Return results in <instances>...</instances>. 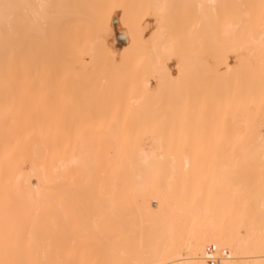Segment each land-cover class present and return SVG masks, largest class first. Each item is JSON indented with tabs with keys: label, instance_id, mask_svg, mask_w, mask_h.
<instances>
[{
	"label": "bare ground",
	"instance_id": "6f19581e",
	"mask_svg": "<svg viewBox=\"0 0 264 264\" xmlns=\"http://www.w3.org/2000/svg\"><path fill=\"white\" fill-rule=\"evenodd\" d=\"M64 1H68V0H48V2L50 3L61 4V5H64V7L57 9L55 22H50L42 34H32L31 36H28V37H24L23 35H21L20 39L22 41H26L25 47L23 49V52L17 55L16 60L13 63L11 70H9L6 67L5 51L3 48L2 29H0V85H2V87H4L5 89L7 88L6 87L7 85L14 84V82H18L19 84L22 85V86L20 85L21 87L23 88L25 87L24 90H26V88H28L30 85L34 86L36 89H39L40 87L50 88L52 86L54 88L55 86L57 87L59 85L69 86L71 82L76 83L78 80L81 79L82 81V79L84 80V78H86V77H83L84 76L83 72L81 74L77 73L80 70V69L78 70L77 67H81L84 69L85 65H87L85 63H88V65H90L89 63H91L92 66L94 64L95 67L93 66V68H96L97 66L99 67L100 65L104 66L105 62L107 63V61L109 62L112 60L115 61L118 52H121L119 53V55L120 56L123 55L122 56L123 58H125V56L128 57L129 55L130 57L131 55L132 56L141 55L140 59L145 58L144 60H140L141 63H145V65H146V62L148 64L151 63L150 66H152L151 68L152 72H150V75L151 77L153 76L152 77L153 81L151 82L147 81L148 78L150 79V77L145 78V80L144 79L141 80L139 78L140 82L138 80V83L140 84H138V88L135 85L136 87L135 89L137 90H134L136 91V97L133 100H129L130 102H132V104L130 103L131 104L130 109H126L129 107L128 106L129 101L126 102L124 99L121 101L118 100V103L117 101L113 103L115 109L112 110L110 107L109 108L112 110L111 112L113 113H116L117 111V113L118 112L121 114L123 113L128 116L131 112L135 114L137 113L138 116L141 114L143 115L145 113L148 115V117H150L149 113L150 114L151 113L160 114L164 112L163 111L164 109L162 110L160 109L162 106H159V105L160 104L163 105L162 104L163 102L162 103L160 102L162 99L160 100L159 97L162 98L164 96L163 92L165 94V88H167L169 86L170 81H173L176 77L174 76L175 73L172 74L173 71L171 72L170 70L171 66L168 65L169 58L171 57L173 59V55H175V53H177L176 56H178V54L182 55L181 56L182 58L180 57V60L181 59L182 60L178 62V65H177V67L179 68V69L177 68L178 74L182 72V69L183 70L185 69V71H183L181 74L186 72L187 69L188 71L189 69H192L193 71L196 70V74H197V72L198 73L200 72V69L198 67H200L201 65H202L201 67L205 66L203 67L204 69L203 68L201 69V72H200L201 75L203 74L202 73L203 70L206 73V70L207 71L209 70L210 72L213 69L215 73L214 71L213 72L211 71V72L214 73V75H216L218 79L217 78L215 79V76L214 75L212 76L211 73H210L211 75H208L209 74L208 73V74H204L203 77L201 76L203 81L200 82L201 81L200 75H195L199 77L193 76V78H198V80L200 79V81L197 80L196 82L201 83V84L196 83L198 85L196 84L193 85L195 83V81L193 80H192L193 84H190L191 86L193 85V87L196 86L195 88L198 89L199 91V88L200 89L202 88L201 85L203 84L206 85L204 82V79L206 77L207 78L211 76L214 77L216 81L212 79L211 77V80H212L211 85L213 86H214V82L216 83L218 80H223L224 82H217L215 85V88L213 89L211 88V85H210L211 82L209 83V81L207 82L210 85V87H208L209 88L208 90L205 88V86H203L202 90L199 92H200V95L201 93H203L202 95H204L206 91H208L207 92L208 94L206 93L207 97L208 95L210 94L211 95L209 96V98L206 97L207 100L206 99L199 100V98L202 96L198 95L199 93L198 91L196 92L198 97L194 99L193 97L197 95L193 94V97L191 99L190 97L192 95L189 94L190 95L189 96L185 92L184 94H182L183 91L181 92L182 90L181 89L179 90L181 94L184 95V97L186 94L187 97L185 98H188L189 96L190 100L188 99L189 101L188 100L186 101L182 98L181 101L183 100L184 101L179 103L178 102L179 100H178L176 101L178 103L174 102L175 105L174 104L171 105L170 101L168 100L169 104L166 103L165 106L168 107L171 105L172 107V106L177 105L176 107L180 109L179 111L182 114V112L187 113V111H189L192 107H194L192 105L193 104L195 105L196 103H193V102L199 101L200 103L201 101V103L199 104L200 106H198V104L196 105L199 108L196 107V109H191L192 111L191 110L190 111L193 112L194 110H196V112H194L196 114L198 112H202V110L203 111L205 110L204 112H202L204 114L202 113L201 114L203 116L205 115V118L207 119L206 120L207 126L209 125L208 123L210 121L208 119L209 116L207 115L208 117H206L205 113L210 112L211 114L213 113L217 115L221 114L220 116L225 115L226 118L228 117L229 124L226 123V125H228L229 127V128L227 127L229 131L228 132L229 142L226 140L228 144L226 148L229 149V153L227 152L226 148L225 150L227 154H229V158L226 152L221 147L219 151L223 150L224 154H226V157L229 159V160L224 159L227 162L229 161V163H226V161L224 162L229 167L228 168L229 171L226 167L225 168L227 170L224 171L225 169L222 166L223 164L222 161H224L222 158H226V157L221 155L219 160H222L221 161L222 164L220 163L219 165H221L220 168L222 167L224 172H229V176H228L229 177L228 178L229 179L228 181L229 182L228 183L229 185L228 186L229 187V199H228L229 204L226 205L227 207L220 205L218 206L219 209L215 210V208L217 207L214 206L215 202L213 201L214 207L211 206L210 208L215 211L217 210L219 211L220 209H222V211L224 209L226 210V211L224 210L221 213L214 212L213 210L210 211L207 205H205L207 207H203V206L196 205V204L191 205L194 203V201L189 206L187 198L188 196L190 198V195L187 196L186 192L191 189L189 190L187 189L185 190V193L182 192V194L184 193L187 197L183 196L184 194L180 195L183 197L182 198L183 200H184V197L187 200L186 204H183V206L188 205L184 207L185 209H188V210L186 211L184 208L183 210L181 208L183 206L182 204H180L181 197L179 196V193L177 192L179 191L181 192L182 188L183 189L187 188L186 186L188 184L191 187L192 183L188 182V180L184 177L187 176V173L188 174L190 173L189 168L192 169L191 165L193 164L189 165L188 163L189 168L187 169V172H185L184 165L183 164L180 165L181 164V163L179 164L180 161L179 162L176 161L179 165H177L176 163L175 166L177 168V171L175 174H173L172 171L170 170L169 157L172 155L169 154V150H167L168 154H166V151H164L165 153H157L158 155L164 156V161L161 163L154 164L151 167H145L139 164V150L141 148H143L145 151H152V150L148 149L149 147L147 148L141 142V140L137 138L138 135L136 136L133 133L136 137L133 135L129 136L130 134H132L130 132V134L124 135L129 140L123 139L122 141V138H120L121 139L120 143H118L119 140H114V142L117 143L115 145H113V142H111L112 140L110 141V144H109V140L106 141L107 143L106 151L109 154L108 151L111 150L112 148L111 147L109 149L110 145H113L114 147L117 146L116 150L119 151V148H118L120 147L119 145L124 144V143H125L124 145H127L128 141H131L133 139L132 142H130L131 146L129 145V143L126 146V147L130 146L132 148L131 149L127 148L126 150L129 151L134 148L135 153L127 157V159L124 156L126 160H124L123 162H121L122 158L121 159L118 158L119 162L117 160L116 161L117 163H119V166H117L118 164L114 163L115 161L114 162L109 161L107 159L108 154H106L107 156L105 157V160H103L105 164L111 162L115 164L114 166H116V169L118 167L119 168L116 170L114 167H112L114 168V170H110L109 168H111V163L109 165L106 164L109 168L105 165L104 171L106 172L101 173V175H105V173L107 174L108 169L111 172L113 171L115 172H113V175L109 173L111 177H109L110 175L107 174L109 175V176H105L106 178H108L107 180L106 178H104V176L100 177L106 181L104 183L106 186L104 187V184H103L102 186L100 185V188L101 187L106 188L105 191L107 190V193H104L101 196L99 195L97 199L95 198L96 200L93 199L96 202L95 201L92 202L93 201L92 200L91 202L93 204L90 203L91 204L90 205L88 203L89 201L87 200L86 195L84 196L83 193L85 192L84 191V189L86 188L85 186H87L86 180L84 179H87L86 175L87 173H89L88 171H90V170L87 171V167L91 169V171L93 170L91 168L92 165L89 167L88 165L89 162L86 163V161H89L90 159L93 160V158L90 157L93 154V152H92V149L90 152V150L88 149V146L85 145L87 143L84 142V139L83 138L81 139V137L73 134L78 137V139L76 138L77 139L76 140L75 136L74 138H72L73 135L72 136L70 135V137L72 138V140L71 139L70 140L73 141L70 143H74V144L73 145L71 144L73 148L71 147L68 149L67 147H69L70 143L68 142V140L65 141L67 139L66 138L67 136L65 135L64 137V136L59 135L60 133L59 131H57L56 125H54V122H53L54 116L52 118L50 117V114L47 113L49 112V110L46 111L47 115L43 113L41 114L39 112V114L29 113L28 115L23 116L20 112L21 107L19 108L17 107L18 109L17 108L13 109L10 103H9L10 106L7 105L8 104L7 102H9L6 96L8 95L7 92L6 93L4 92L6 94V95L4 94L5 96H3V94L0 93V264H205L204 263L205 250L207 247H210V246H214L215 249L226 251V256L223 258L222 264H239L237 263V261L239 262V260L244 261V263L242 264H264V250H262V240H264V206L262 205H264V198H262V194H260L261 193L260 186H259L260 189H258V187L255 186L256 184L261 185L262 182L264 181V175H263L264 169H262V161H261V156L259 153V143H258L260 136L264 134V132L262 133L261 131V129L264 126V100L260 99L261 96H263V99H264V95H261L264 92V87H263L264 85L263 86L259 85L256 88L257 84L255 83L256 80H254L255 77L252 79L250 78L252 77V75L247 76V74L248 73L250 74V72H253L252 74H254L256 72L255 69H258L259 71L262 70V67H260L259 69L258 65L259 66L262 64L264 65V61H263L264 58H262L264 57V51H263V54L260 56V53H262L261 51L264 50L263 49L264 47H262L264 46V43L262 44V42H260L262 46L260 44L257 45L259 41L264 42L263 40L264 39V10L260 8L261 0H152V1L148 0L149 6H151L148 8L150 9V11L148 10V12L150 13L151 16H153V18L154 16L156 17L154 18L155 20H153L155 22V27L151 26L150 23H144L142 21L143 22L142 24L141 22H139L140 17L139 19H137V17L133 15V13L137 10V8H135L136 10H134L133 13H129L128 11V14H124L123 12L124 5H122L121 7V5H119V2L116 4V3L111 2L112 0H100V1L94 0L96 1V3L89 2L90 3L89 4V3L83 2L84 3L83 5V3L78 4L79 0H75V1L70 0L72 1L71 4L70 3L68 4L66 2L68 4L67 5L66 3L64 4ZM32 2H35V0H32ZM150 2H152V4H150ZM163 3L171 4L173 5V7L165 10L163 15L161 16L160 10L158 9L157 6ZM197 3H202L206 5L203 12H198L197 9H195L194 7H191L192 5H195ZM209 4H213L216 7L214 9L211 7H207ZM185 5H187L188 7H185ZM76 8L79 10H77ZM152 13L154 15H152ZM117 35L119 36L117 37ZM12 43L13 44L15 43V39H13ZM259 46L262 47L261 50H259L260 48ZM238 48L239 49L242 48V51H244V53L246 52L245 54L247 56V60L249 61V64L247 62V66L245 62L246 56H243L244 63L242 61L243 58L242 60L241 58H238L239 62L237 65V61H236V65H237V66L235 65L236 67L233 66L235 63L232 64V61L231 62L229 61V57H230L229 54L233 53V51L234 53H236V51L237 53L238 51L242 52L240 51L241 49L239 50ZM253 49L254 51L258 49L257 54L258 52H260L258 55L262 59L259 58V60H257L258 56L257 57L253 56L254 54L252 51ZM247 52L248 54H251L252 57L256 58L255 60H257L260 63H255L254 58L253 60H251L250 58L251 55L248 56ZM255 54H256V51H255ZM8 55L11 56V48L9 50ZM206 55L211 56V58L214 60V61L212 60L210 63L212 66V69H209L210 64L207 63L208 61L206 62L207 58L209 57L206 58ZM147 56L149 57V59L148 58L146 59ZM231 58L232 57H230V60H233V61L237 60V59H234V57L232 59ZM178 60H176V62ZM260 60H262L263 62H261ZM250 61H254V63L257 64V66L255 65L257 68L253 67L254 64ZM212 62L213 63L215 62L216 66ZM114 63L115 65L118 64L117 62H113V65ZM127 64L128 62H126V65ZM205 64L207 65V67ZM219 65L222 66L221 69H219L220 68ZM251 65L253 69L255 68L254 70H252V68L250 67ZM92 66L89 68V70L92 68ZM102 66H100L98 69H100ZM128 66H126L127 70H128ZM140 67L141 66H139V68ZM217 67L219 70H217ZM124 68H125V65H124ZM115 69L116 70L119 69L118 65L115 66ZM115 69L113 72H115ZM121 69L123 70V68ZM263 69H264V66H263ZM94 70L96 71L97 68ZM109 70L111 71L110 68L108 69V72ZM120 70L117 73L118 74L121 73L123 75L124 74L122 73L123 71L120 72ZM98 71L99 70H97L96 72L98 73ZM90 72L92 73V71ZM142 72L143 71H140L139 73H142ZM239 72L243 74L241 75ZM191 73L193 72H190V74ZM178 74L176 75L178 76ZM256 75L261 76L259 72L258 74H255L253 76H256ZM104 76L106 77L107 75H104ZM118 76L120 77V74ZM181 76L183 77V75ZM190 76H192V74ZM96 77L99 79L98 76ZM114 77L112 78V80H114ZM187 77H189V75H187ZM93 78L95 79V77ZM106 79L108 78H105V80ZM115 79H118V78H115ZM247 79L248 81H246ZM262 79L264 78L258 79L257 82H260ZM178 80L181 82L180 75L178 76ZM244 80L247 83L244 82ZM101 81L103 82V80ZM106 81H109V80H106ZM237 81H240V82L243 81V82L242 84H240V82L237 83ZM127 83H128V80H127ZM218 83H221L220 85L222 89H220V85ZM243 83L244 84L246 83L248 87L249 85L252 86L251 88L252 90L245 88V85ZM261 83L264 84V80L261 81ZM261 83H258V84H261ZM98 84H101V82ZM117 84H118V81H117ZM171 84H173V82ZM171 84H170V87L173 88L174 86ZM181 84L183 83L181 82ZM91 85H88V86L90 87ZM155 85L158 87L157 93L155 92L156 91V88H154ZM218 85H219L218 91L220 92V90H222V95L224 94L223 96L220 94L221 92L219 93L216 90ZM253 85H255V88L253 87ZM182 86L184 88V85ZM83 87L84 86H82V88ZM176 87L178 88V86ZM76 88L74 90H76ZM190 88L187 89L189 93H191ZM260 88H262L263 90L262 93H261L262 90H260ZM210 89L213 90L214 92L216 90V92L220 94L221 97L217 95V93L213 94L214 92L212 93ZM71 90H68V91L70 92ZM122 91L123 90H121V92ZM20 92H22V90ZM27 92L30 93V91H27ZM51 92L50 91L48 92L49 95L51 94ZM76 92L77 91H74L73 94ZM81 92H84V91L82 90ZM168 92L167 94H169L170 92L172 93V91H170L169 93ZM257 92L261 93L260 94L261 96L257 95L259 94ZM154 93L156 94L154 95ZM157 94H159V97ZM51 96L52 95H50V97ZM53 96L55 95L53 94ZM108 96H109V92H108ZM215 96L217 97L219 96L220 99L219 97L218 98L216 97L217 99H219V100H216ZM48 97L49 96H47V99ZM76 97H78V95ZM8 98H10V96ZM107 98L109 99V97ZM50 99L47 101H51ZM191 100H196V101L192 102ZM82 101H85V100L82 99ZM90 101L88 102L90 103ZM106 101L108 100L106 99ZM190 101L193 104L190 103ZM108 103L110 106H112V108H114L113 105H111L112 104L111 101H108L105 104H108ZM116 103L117 105L119 104L118 107H116L117 106ZM148 104L149 105L151 104V106L152 105L154 106L150 108ZM188 104H190L189 107H188ZM37 105L39 104L37 103ZM125 106L126 108H124ZM39 107L41 108V106ZM200 107H202L203 109L201 110ZM174 108L172 107L173 111L176 112L177 110V112L175 116L174 115L172 116L176 117L177 114L179 113H178V109L174 110ZM187 108H190V109L188 110ZM158 109L161 110L160 113ZM172 109H169V111H171ZM197 109H200V111L197 112ZM34 110H36V108H34ZM133 113H131L132 116L135 115ZM123 114L121 115L122 117H124ZM196 115L199 116L200 113ZM217 115L215 117H217ZM200 116L198 117L199 121L201 120ZM139 117L137 118L135 117L136 118L135 120H137ZM162 117H166V116H162ZM215 117H214V120H215ZM159 118L161 117L159 116ZM85 120L86 119H84V121ZM148 120L151 122L154 119H148ZM161 120L164 122L167 121V119L163 120V118H161ZM186 120L188 119L186 118ZM214 120L212 119L211 121H214ZM154 121H158L157 118ZM169 121H167V123ZM207 121L209 122L207 123ZM190 122H193L192 117L190 119ZM197 123L199 122L197 121ZM153 124L155 125V123ZM164 124L165 125L163 127L167 126L166 123ZM170 124L172 125V122ZM204 124L205 122L203 123V125ZM245 124L247 125V127L244 126ZM194 125L195 124H193V126ZM102 126L103 125H101L100 127ZM120 126L118 127L121 128ZM150 126H153V125L150 124ZM183 126L181 127L183 128ZM190 126L188 130H192V132L190 133L191 134L190 136H193L192 133H193L194 128L191 127L192 128L191 129ZM115 127L117 126L115 125ZM133 127L135 126L132 125V128ZM161 127H162V124H161ZM197 127L198 126H196V128ZM214 127L217 128L215 125ZM186 128L188 127L186 126L185 129ZM173 129L175 130V128ZM207 129H209V127ZM218 129L221 130V128H218ZM161 131L163 132L162 129ZM185 131L187 133V130ZM205 131H203L202 133L204 134L206 133L205 141H204L206 145L207 143L206 137L209 135V132H208L209 130L208 131L205 130ZM216 131L218 132V130ZM136 132L138 131L136 130ZM145 132L146 131H144L145 135L149 134L148 131L146 132L148 134H146ZM151 132H155V130L154 129L153 131L151 130L150 134H152ZM156 132L158 134L156 133L154 134V136L157 135V138H155L154 140L152 138L150 141L153 142L151 144L155 145L156 147V148L155 147L153 148L158 151L159 142L162 140L163 137L169 136L166 134H169L170 132L167 133L165 131L166 134L164 133V135L161 132L163 137L161 136L159 137L160 133L157 130ZM142 134L143 133H141V136ZM178 134L179 133H177V135ZM194 135L195 137H197L196 134ZM188 136L189 135L187 134L186 137ZM210 136L208 137V139L210 138ZM165 138L163 139V141H165ZM168 138L166 139V141L168 140ZM173 138L169 139L171 143L177 141L176 138H175V141L172 140ZM184 138L183 139L181 138V139L184 140ZM212 138H213V135L210 140H212ZM59 139L60 141L57 142V140ZM62 139L64 142L61 145L60 142L62 141ZM74 139L76 140L75 141L76 143L74 142ZM190 139H192V137ZM222 139H224L222 143L226 142L225 137L220 138V140L218 138V142L221 141ZM199 140L197 139L198 141L197 144H199ZM169 141L167 143H170ZM186 141L189 144V141L188 140ZM192 141L193 140H190L191 143L189 145L191 146L192 144L191 147L195 145ZM121 142H124V143H121ZM177 142L178 143L175 142L176 144H174L173 146L175 147V145L179 144L177 145V148H179L178 146H181L180 145L181 143H179V141ZM215 142H217V140ZM67 143H68V146H67ZM101 143H102V140H101ZM167 143L165 144V147H167L166 146L168 145ZM211 143L212 142H210V144ZM75 144H77L76 150H75ZM90 144H93V143H90ZM188 144L186 143L185 145L188 146ZM185 145L183 146V148L185 147ZM200 145L202 144L200 143ZM123 146H121L120 149ZM219 146L216 144V147H219ZM181 148L182 147H180L178 150H181ZM193 148H195V146ZM202 148L203 150H205L204 147ZM122 149L120 150L121 152H123ZM187 149L189 151V148ZM208 149H211L210 146ZM176 150H177L176 147H175V150L173 148V151H176ZM212 150L213 149H211L210 151H208V153L207 152L206 153L207 154L215 153ZM86 151H89L91 154L89 152L88 154ZM118 151H115L114 153ZM173 151L171 153H173ZM188 151L186 152V154H190L188 153ZM124 152H125V149H124ZM111 154H110V157H112ZM181 154L180 156L176 155L174 157H177L178 160L183 158L181 159L183 163L184 156L182 157ZM203 154H205V152ZM203 154L201 152V157L203 156L204 158V156H207ZM88 155L90 157V158L88 157L89 159L86 158ZM118 155H120V152L118 153ZM116 156L117 154L113 155V157H116ZM97 157H96V160H97ZM187 157L189 159L188 155ZM199 157L197 158L199 159ZM211 157L213 159V156ZM73 158H76L78 161H80V163L76 165H70L69 161L72 160ZM100 158L101 157H99V159ZM177 158H175V160H177ZM216 158L218 157L216 156ZM205 159L206 158H204V162H205ZM96 160L95 162H93L94 161L93 160L92 164L96 163ZM130 160L134 162L135 167H130L129 165ZM190 160L188 161L190 162ZM204 162L202 161L203 164H205ZM209 162H210V159H209ZM209 162L207 163L210 164ZM25 163L29 165L28 169L24 168ZM202 163L199 164V167L203 165ZM90 164H91V161H90ZM206 165L207 164H205V166ZM213 165H215V163ZM219 165L214 166L215 172H217ZM179 166H182V168H179ZM249 166H252L250 168H253V169L254 167L255 169L257 168L258 169V170L256 169L257 172L256 171L251 172L252 169L250 170ZM98 167L100 168V166ZM216 167H217V170H216ZM178 168L182 169V171L178 170ZM194 169L195 168H193V170ZM221 169H219V171H221ZM71 171L73 172V174ZM91 171L89 175H91V173L93 175L94 171L93 172ZM197 171L195 172L197 173ZM183 172L184 174H186L185 176ZM195 172L194 174H192V176L196 174ZM181 173L183 175H179ZM209 174H211V172ZM89 175H88V179L89 178L91 179L90 180V183H91L92 181H94V179L92 180L94 175L93 176L91 175L92 177H89ZM176 175L180 177L183 176L184 181L182 180V182H184V184H187L185 182V179H186L188 184L185 185L184 187V185L181 183V179H183L182 177L179 178L177 176L178 178H176V180L177 179L178 180L177 181L174 180L175 178H172V177H175ZM225 175H228V174L227 173L224 174L223 177ZM219 176L221 178V174H219ZM71 177L73 179V183L71 182V180H69L71 179ZM98 177H96V181ZM161 177L164 178L163 183L161 182ZM200 178L201 177H199V179ZM206 178L202 177L201 180L204 181L203 179H206ZM216 179H215V182L219 180V179L218 180ZM224 179H227V177ZM32 180H35V184H32L31 182ZM104 180L102 181V183L104 182ZM207 182L208 181H206L205 183ZM84 183H85V186H84ZM98 183H100V181H98ZM106 183L110 185L111 187L110 190L112 191V193H108L109 189H107L108 185ZM208 183L209 184L211 183L214 186H216V183L214 184L212 183V181ZM226 183H222L220 187H217V188L222 189L224 184L226 187ZM72 184L73 186H71ZM181 184L183 187L181 186ZM194 184L196 185V183ZM201 184L202 183H200V185ZM253 184H254V187H253L254 189L252 188L253 189L252 190L251 185L253 186ZM205 185H207L208 187V184H205ZM192 186L196 187L197 185L196 186L192 185ZM217 186H219V184H217ZM72 187H73L72 190H73L74 195H72L71 193L72 191H70ZM179 187H182V188L180 189ZM205 187H203V190L205 189ZM256 187L257 189L255 190ZM226 188H224L225 192H228L226 191ZM213 189L217 190L216 187H213ZM221 189L218 190L217 192L223 191ZM201 190L202 188L200 189V191ZM215 190L211 189L210 191L215 192ZM96 192L98 191L96 190ZM201 192L204 194L203 191ZM225 192L223 191L224 194ZM175 193L178 194L180 198L178 196H175L176 195ZM202 193H201V197H202ZM205 193L207 194V192ZM219 193L221 194L222 192H219ZM197 194H200V192L198 191L196 195ZM226 194L228 195V193ZM84 197L86 198L88 202L84 199ZM151 197L152 199H150ZM201 197L199 196L200 200H201ZM150 200L156 203L155 208L150 205ZM223 201L224 200L221 201V204ZM86 202L91 206L90 207L91 209H89L90 212L87 211L89 208L88 207L89 205H87ZM199 204H203V203H199ZM201 207L202 209L203 208L204 209L201 211L198 210L199 208L201 209ZM205 208H207V211H208L206 213H204ZM179 209L180 210L182 209V211H180ZM94 210L98 212L96 213L95 211V214H94L93 212ZM94 215L95 216L98 215V217H100L99 222L94 220L95 218L98 219V217H95ZM89 225L90 226L96 225V226H93L92 229H89L90 228ZM67 227H73L75 229L71 228L72 229L71 230ZM95 229L99 231V232L96 231L99 233V236L98 237L96 236L97 239L96 237H93L96 232H92V230L95 231ZM69 230L70 232L76 231L74 232V234L76 233V236L73 235V233L71 236ZM78 231H80L81 235L77 233ZM91 233L92 234L94 233V235L92 236ZM77 234L81 236L80 240L82 244L80 243V240L78 243H76L77 240L79 239ZM77 247L79 248V250H77L78 249ZM76 251H79V253L77 252L75 254ZM76 255H77V258L75 257Z\"/></svg>",
	"mask_w": 264,
	"mask_h": 264
},
{
	"label": "rangeland",
	"instance_id": "374dc122",
	"mask_svg": "<svg viewBox=\"0 0 264 264\" xmlns=\"http://www.w3.org/2000/svg\"><path fill=\"white\" fill-rule=\"evenodd\" d=\"M69 1V2H68ZM68 1H64V4L67 2L68 4L70 3L71 4V2L72 1H75V0H72V1H70V0H68ZM88 0H79V2H78V4H82L83 2L85 3H89V2H95L96 3V1H94V0H89L88 2H87ZM98 1H100V0H98ZM97 1V2H98ZM150 1H152V0H150ZM81 2V3H80ZM111 2H113V3H118L119 2V5H121V7H122V5H124V7H125V9H124V7H123V12H124V14H128V11H129V13H133V11L134 10H136L135 8H137V10L133 13V15L135 16V17H137V19H139V17H140V21L139 22H141L142 24H143V22L144 23H150V25L151 26H153V27H155V22L153 21V20H155L154 18H156L155 16H154V18H153V16H151L150 15V13L148 12V10L150 11V9H148L149 7H151V6H149V2H148V0H112ZM145 2V3H144ZM66 3V4H67ZM74 3V2H73ZM72 3V4H73ZM84 3H83V5H84ZM131 3V4H130ZM138 5H137V4ZM148 3V4H147ZM67 4V5H68ZM90 4V3H89ZM130 4V5H129ZM132 4H133V6H132ZM150 4H152V2H150ZM74 5V4H73ZM77 5V4H76ZM75 5V6H76ZM86 5V4H85ZM147 5V6H146ZM137 6V7H136ZM133 7V8H132ZM77 8H79V7H77ZM76 8V9H77ZM146 9V10H145ZM77 10H79V9H77ZM131 10V11H130ZM151 11H152V9H151ZM126 12V13H125ZM146 12H148V13H146ZM138 14V16H137V14ZM136 14V15H135ZM152 15H154L153 13H152ZM144 18V19H143ZM146 18H147V20H146ZM143 21V22H142ZM152 21H153V23H152ZM152 23V24H151ZM115 35H116V33H115ZM119 35H117V37H118ZM264 40V39H263ZM260 42H262V44L264 43L263 41H259V43H257V45L258 44H260ZM262 44H260L261 46H262ZM257 45H255V46H257ZM260 47V46H259ZM262 47H264V46H262ZM262 47H260L259 48V50H261V48ZM239 49V48H238ZM238 49H236V50H238ZM241 49V50H240ZM239 50L240 51H242V48H240ZM243 49H245V48H243ZM264 49V48H263ZM235 50V51H236ZM249 50V49H248ZM246 51V50H245ZM250 51V50H249ZM248 51V52H249ZM253 51V56L255 57H257L258 56V58H257V60H259V53L260 52H258V54H257V51H258V49H256L255 51H256V54H255V51H254V49L252 50ZM263 51L264 50H262L261 52L262 53H260V56L263 54ZM248 52H247V55L248 56H250L251 54H248ZM119 53H121V52H118V54H117V56H116V59H115V61H107V63L105 62V65L104 66H102V65H100V66H102L100 69H101V71H100V69H98L99 67L97 66L96 68H97V70H99L98 71V73H99V75H98V73L94 70V69H96V68H93V66L95 67V65L93 64V66L91 65V63H89L90 65H88V63H85V64H87V65H85V67H84V69L83 68H81V67H77L78 68V72L77 73H79V74H81L82 72H83V74H84V76L83 77H86V78H84V80L82 79V81H81V79L80 80H78L79 81V83L81 84H79L78 83V81L76 82V83H73V82H71L70 83V87L69 86H55L54 88H53V86L52 87H40L39 89H36L34 86H32V85H30L28 88H26V90H24V88L23 87H21L22 85L21 84H19L18 82H14V84H10V85H7L6 87L7 88H5L4 89V87H2V85H0V93L1 94H3V96H5L6 94V92H7V94L8 95H6L7 96V99L9 100V102H7L8 104V106H12V108L13 109H16L17 107L19 108V107H21V110H20V112H21V114L23 115V116H26V115H28L29 113L30 114H32V113H34V114H36V113H38L39 114V112L42 114H45V115H47L46 114V111H48L49 110V112H47L48 114H50V117H52L53 118V116H54V118H53V122H54V125H56V128H57V131H59V135H61V136H64L65 137V135L67 136L66 138V140L65 141H67L68 140V142L70 143V142H73V141H71L72 140V138H74V136L75 135H77V136H79V137H81V139L83 138L84 139V142L85 143H87V144H85L86 146H88V149L90 150V152H91V149H92V152H93V156L91 155L90 157L91 158H93V160H89V161H86V163L87 162H89L88 163V165H89V167L91 166V168L93 169L92 171H91V169H89L88 167H87V171L88 170H90L91 172H93V175H94V177L92 178V180L94 179V181H95V183H94V181H92L91 183H93V184H91L90 183V178L88 179V175L90 174V171H88L89 173H87V179H84V180H86V185L87 186H85V183H84V186L86 187L85 189H84V193H86V194H84L83 193V195L85 196L86 195V197H87V200L89 201H87L86 200V198L84 197V199L90 204V203H92V202H94L96 199H97V197H99V195L101 196V195H103L104 193H107V190L105 191V189L106 188H104L106 185L104 184L106 181L103 179V178H100L101 176L103 177L104 176V178H106L105 176H109L110 174L109 173H111L112 175H113V172H115V171H113V172H111V171H109V169L110 170H114V168L116 169V166H114L115 164H118L117 166H119V163H117V161L119 160V159H121L122 158V161L121 162H123L124 160H126L127 159V157H129L130 155H133L134 153H135V150H134V148L132 149V150H126L127 148L128 149H131L132 147H130L131 146V144H130V142H132V140H131V138H130V140L131 141H128V143H129V145L130 146H128V147H126L127 145H128V143H127V145H124L125 143L124 142H121V143H124V144H121V145H119L120 147L121 146H123L121 149L123 150V152H121L120 150V147H118L119 148V151L118 150H116V148H117V146H113V145H115V144H117V143H115L114 142V140H119L118 141V143H120V141H121V139L120 138H122V141H123V139H125V140H129L127 137H125L124 135L125 134H130V132L132 133V134H130L129 136H131V135H133V136H137L138 135V139H140L141 140V142L148 148V149H150V150H155L153 147H155V145H153V144H151V143H153V142H151L150 140L153 138V140L155 139V138H157V135L156 136H154V134H156L157 132H156V130L160 133V135H159V137L161 136V137H163V135H164V133H165V131L167 132V133H169V134H166V135H169V136H165V137H163L162 138V140L165 138V141H166V139L168 138V140L165 142L164 141V143L166 144L168 141H169V139L170 138H173V137H175L176 139H177V141H179V143H181L180 145L181 146H178L179 148L180 147H182L181 148V150H178L179 148H177V145H179V144H177V145H175V147H176V151H173V148H174V150H175V147L173 146L174 144H176V143H178L177 141H175V138H173L172 140H174L175 142H173L172 140V142L173 143H171L170 141V143L172 144V151H173V153H171L172 151H169V154H171L172 156H176V155H179L180 156V154L181 153H183V154H181V156L183 157H185V155L187 156H189V159H188V157H187V159L188 160H190V162L188 161V163H189V165L190 164H193V165H191L192 166V169L191 168H189V174L187 173V176H185L186 174H184V172H183V174H184V178H186L187 177V180H188V182H190V183H192L191 184V187H190V185L188 184V182H187V180L185 179V182L188 184H184V182H182V180L184 181V178H183V176H181L183 179H181V183L184 185V187H185V185H187L186 187L187 188H185V189H183L182 187V184H181V186L182 187H179L182 191L180 192H177V193H179V196L182 194V192H184L185 193V190H189V189H191V190H189V191H187L186 193V195L188 196V195H190V198H189V196H188V198H187V200H188V204H189V206H190V204L191 203H193V201H194V203L193 204H191V205H200V206H203V207H207L208 206V208L210 209V211H212L213 209H211L210 207L211 206H213V203L215 202V204H214V206H216L217 208H215V210L216 209H219L218 208V206H220V205H222V206H225V207H227L226 205H228L229 204V185H228V181H229V172H224V171H226L229 167L227 166V164L226 163H229V161L227 162L226 160H224V159H227V160H229L228 158H229V154H227V152L229 153V149H227L226 147H227V141L229 142V136H228V125H226V123H228V117L226 118V116L224 115V116H220L221 114H215V113H213V114H211L210 112H208V113H205L206 114V117H208V119H209V121H207V123L209 124L208 126H207V124H206V118H205V115L203 116L202 114H204V113H202V112H204L202 109V107H203V105H202V107H200V109L202 110V112H198V111H200V109H197V112L198 113H196V114H199L200 113V118H201V120L199 121L198 120V115H196L194 112H196V110H194L193 112H191L192 110L191 109H196V107H198V106H200L199 104L201 103V101H200V103H199V101H197V102H193V101H196V100H191L193 103H196L195 105L190 101V103H192L193 105L192 106H194V107H192L191 109L190 108H187L189 111H187V113H184V112H182V114L180 113V109L179 108H177L176 106H172L173 108L174 107H176V108H174V110L175 109H178V113L179 114H177V116H178V118L179 117H181V118H177V116L176 117H173L172 115H174L175 116V114H176V112H177V110H176V112L175 111H173V109H172V107H171V105L172 104H174L175 105V103H181V102H183L184 100H190V98L192 99V97H193V94L195 95H197V91H198V89H196L195 87L196 86H194L193 87V85H195L196 83H198V82H196L197 80H198V78H193V76L194 77H199V76H195V75H200V79H201V81H200V79L198 80V81H200V82H202L203 80H202V78H201V76L203 77V75L204 74H208V75H211L212 74V76L214 75V73H215V71L212 69V66H211V61L213 60L212 58H211V56H207L206 55V58L207 57H209V58H207V60H206V62L207 63H209L210 65H209V69H212L211 71L213 72L214 71V73H212L211 71L209 72V70L207 71L206 69V73H205V71L203 70V74L201 75V69L203 68V67H205V66H203V67H198L199 69H200V72L198 73L197 72V74H196V70H192V69H189V71H188V69H187V73H189V74H187L186 72H184L183 74H181L183 71H185V69L183 70L182 69V72L180 73V74H178L177 72V65H178V62H180L181 60H180V57L182 56V55H179L178 54V56H176L177 55V53H175V55H173V59L171 58H169V62H168V60H167V62H168V65L169 66H171V68H170V70H171V72H172V74L173 73H175L174 74V76H176L175 77V79L173 80V81H170V83H169V86L167 87V88H165V94H164V92H163V97L161 98V97H159V94H157L158 95V97H159V99L161 100H159L163 105H161L160 103V105L159 106H162L160 109L162 110V109H164L163 111V113H160L161 112V110H159L158 109V111H159V113L160 114H153V113H149V115H150V117H148V115L147 114H143V115H145V116H143L142 114V116L141 115H139L138 116V114H137V116H136V114L135 113H133V112H131V113H133V114H135V115H131V113L129 114V116L128 115H126V114H123V116L125 117H122L121 115V113H117V111H116V113H113V112H111L113 109H115V107H114V102H116L117 101V103H118V100L119 101H121V100H125L126 102L127 101H129V100H133V99H135V97H136V91H134V90H137V89H135L136 87L138 88V84H140V83H138V80H139V78L141 79V80H145V78H148V77H150V79L148 78V80L147 81H153V79H152V77H151V75H150V72H152V66H150L151 65V63L150 64H148L147 62H146V65H145V63H141V61L140 60H144V59H140L141 57V55H131V57H130V55L127 57V56H125V58H123L122 56H120L119 55ZM179 53V52H178ZM230 53V52H229ZM236 53H237V51H236ZM236 53H234V51H233V53H231V54H229V56L230 57H234V59H237V60H230V57H229V61L231 62L232 61V64L233 63H235L233 66H235L236 65V61H237V65H238V58H241V60H242V58H243V63H244V57L243 56H246V52L244 53V51H242V52H239L238 51V53L236 54ZM119 55V56H118ZM237 57H236V56ZM240 55H242V56H240ZM176 56V57H175ZM240 56V57H239ZM119 57V58H118ZM122 57V58H121ZM127 57V58H126ZM137 57V58H136ZM138 57H139V59H138ZM254 57H252V55H251V60H253V58ZM143 58V57H142ZM149 59V57L147 56L146 57V59ZM182 58V57H181ZM205 58V59H206ZM231 58V59H232ZM262 58H264V57H262ZM262 58H260V59H262ZM131 59V60H130ZM151 59V58H150ZM179 59V60H178ZM256 58H254V60H255ZM120 62H119V61ZM123 60V61H122ZM127 60V61H126ZM170 60H172V61H170ZM176 60H178L177 62H176ZM240 60V61H241ZM257 60H255V63H260V62H258ZM128 62V64H129V66H128V64L126 65V62ZM151 61H153V60H151ZM210 61V62H209ZM214 61V60H213ZM241 61V62H242ZM261 62H263L264 61V59H263V61L262 60H260ZM110 64H109V63ZM113 62H117L118 64H116L115 65V63H114V65L115 66H117L118 65V67H119V69L118 70H116L117 69V67H116V69H115V66L113 65ZM124 62H125V64H124ZM139 62V63H138ZM154 62H156V61H154ZM245 62H246V66H247V62H248V64H249V61L247 60V56L245 57ZM250 62H252L254 65H253V67H256L257 66V64H255L254 63V61H250ZM112 63V64H111ZM125 65V68H124V65ZM176 63V64H175ZM213 63V62H212ZM251 63V64H252ZM108 64H109V66H108ZM214 65H215V62L213 63ZM212 64V65H213ZM121 66V68H123V70L120 68V66ZM123 65V66H122ZM136 65H138V66H136ZM149 65V66H148ZM206 65V64H205ZM213 65V66H214ZM236 65V66H237ZM245 65V64H244ZM256 65V66H255ZM92 66V68H93V70H92V68L89 70V68ZM126 66H128V70H127V67ZM135 66V67H134ZM139 66H141L140 68H139ZM147 66V67H146ZM211 66V67H210ZM216 66V65H215ZM220 66V65H219ZM218 66V67H219ZM235 66V67H236ZM249 66V65H248ZM263 64L262 65H258V68L260 69V67H262V70H264L263 69ZM104 67H106V68H104ZM108 67V68H107ZM112 67V68H111ZM206 67H207V65H206ZM218 67H217V70H219V69H221L222 68V66H220V68L218 69ZM235 67H234V69H235ZM251 68H252V65L250 66ZM104 68V69H103ZM111 69V71L109 70V72H108V69ZM130 68V69H129ZM135 68V69H134ZM175 68H176V70H175ZM216 68V67H215ZM214 68V69H215ZM257 68V67H256ZM103 69V70H102ZM106 69H107V71H106ZM114 69H115V72H113L114 71ZM121 69V70H120ZM126 69V70H125ZM146 69V70H145ZM148 69V70H147ZM151 69V70H150ZM179 69V68H178ZM204 69V68H203ZM237 69V68H236ZM255 69V68H254ZM253 68H252V70H254ZM120 70V72L121 71H123L122 73H124L123 75L121 74V73H119L120 74V77L118 76L119 74L117 73L118 71ZM134 70H135V72H134ZM192 70V71H191ZM216 70V69H215ZM262 70H258V69H255V73L254 74H252L253 72H250V74L248 73L247 74V76L248 75H252V77H250V78H257V79H255L254 78V80H256V88L259 86V85H264V84H262L261 83V81H263L264 79H262L260 82H257L258 81V79H260V78H264V71H262ZM90 71H92V73L90 72ZM140 71H143L142 73H139ZM199 71V70H198ZM260 73V75L261 76H259V75H256V76H253V75H255V74H258V72ZM262 71V72H261ZM104 72V73H103ZM108 73V74H106V73ZM138 72V73H137ZM190 72H193V73H191L192 74V76H190L191 74H190ZM89 73V74H88ZM96 73V74H95ZM112 73V74H111ZM149 73V74H148ZM185 73H186V75H185ZM211 73V74H210ZM240 73V72H239ZM262 73V74H261ZM82 74V75H83ZM94 74H95V76H94ZM115 74V75H114ZM116 74H117V76H116ZM146 74H147V76H146ZM152 74V73H151ZM176 74H178V76L180 75V79H181V82L183 83V84H181V82L178 80V76L176 75ZM194 74V75H193ZM238 74V73H237ZM241 74V73H240ZM243 74V73H242ZM241 74V75H242ZM86 75V76H85ZM88 75V76H87ZM90 75H91V77H90ZM104 75H107L106 77L104 76ZM111 75V76H110ZM122 75V76H121ZM135 75V76H134ZM181 75H183V77L181 76ZM184 75H185V77H184ZM187 75H189V77H187ZM239 75V74H238ZM96 76H98L99 77V79L96 77ZM104 76V77H103ZM115 76V77H114ZM126 76V77H125ZM140 76V77H139ZM211 76V77H212ZM215 76V79L217 78L216 77V75H214ZM263 76V77H262ZM93 77H95V79L93 78ZM104 79H103V78ZM114 77V80H112V78ZM142 77V78H141ZM188 79H187V78ZM211 77H208V78H210V79H208L207 77L204 79V82H205V84L206 85H204L203 83V85H201V87L203 88V86H205V88L208 90L209 88L208 87H210V85L212 84V80H211ZM91 78H93V79H91ZM101 78V79H100ZM105 78H108V79H106V80H109V81H106L105 80ZM111 78V79H110ZM115 78H118L119 80H120V82H119V80L118 79H115ZM185 78V79H184ZM91 79V80H90ZM187 79V80H186ZM212 79H214V77H212ZM214 79V80H215ZM218 79V78H217ZM89 80H90V82H89ZM101 80H103V82L101 81ZM127 80H128V83H127ZM137 80V81H136ZM195 81V83L193 84V81ZM117 81H118V84H117ZM131 81V82H130ZM175 81V82H174ZM178 81V82H177ZM185 81V82H184ZM209 81V83H210V85H209V83H207ZM216 81V80H215ZM232 81V80H231ZM241 81V80H240ZM240 81H237V83L238 82H240ZM246 81H248V79L246 80ZM245 80H244V82H246ZM250 81V80H249ZM83 82H85V83H83ZM94 82H96V83H94ZM101 82V84H98V83H100ZM109 82V83H108ZM112 82V83H111ZM139 82H140V80H139ZM173 82V84H171ZM217 82H224L223 80H218ZM216 82V83H217ZM233 82V81H232ZM243 82V81H242ZM242 82H240V84H242ZM252 82V81H251ZM13 83V82H12ZM15 83H17V84H15ZM73 83V84H72ZM130 83H132V84H130ZM137 83V84H136ZM142 83V82H141ZM175 83V84H174ZM179 83V84H178ZM186 83H188V84H186ZM216 83L214 82V86L213 85H211V88L213 89V88H215V85H216ZM247 83V82H246ZM246 83L244 84L245 85V88H247V89H249V90H252L251 88H252V86H250L249 85V87L246 85ZM258 83H261V84H258ZM79 84V85H78ZM83 84H85V85H83ZM87 84V85H86ZM92 84V85H91ZM94 84H96V85H94ZM106 84H108V85H106ZM121 84V85H120ZM130 84V85H129ZM153 84H154V82H153ZM170 84L171 85H173L174 87L172 88V87H170ZM181 84V85H180ZM190 84H193L192 86L190 85ZM198 84H201V83H198ZM198 84H196V85H198ZM219 85L221 84V83H218ZM251 84V83H250ZM13 85V86H12ZM21 85V86H20ZM76 86V87H74V86ZM88 85H91L90 87L88 86ZM104 85V86H103ZM118 85V86H117ZM134 85V86H133ZM135 85H136V87H135ZM178 86V88L176 87V86ZM182 85H184V88H183V86ZM186 85V86H185ZM189 85H190V87H189ZM219 85H218V87L216 88V90L218 91V89H219ZM243 85V86H244ZM252 85V84H251ZM80 86V87H79ZM82 86H84L83 88H82ZM88 86V87H87ZM107 86V87H106ZM111 86H112V88H111ZM122 86V87H121ZM213 86V87H212ZM32 87H34V88H32ZM59 87V88H58ZM65 87V88H64ZM68 87V88H67ZM98 87V88H97ZM101 87V88H100ZM104 87H105V89H104ZM118 87H120V88H118ZM180 87H182V88H180ZM190 88V92L191 93H189L188 92V88ZM193 87V88H192ZM200 87V86H199ZM253 87L255 88V85H253ZM261 87V86H260ZM264 87V86H263ZM15 88V89H14ZM18 88V89H17ZM47 90H46V89ZM76 88V90H74ZM81 88V89H80ZM109 88V89H108ZM117 88V89H116ZM132 88V89H131ZM154 88H156V93H157V86L155 85V87ZM169 88V89H168ZM175 88V89H174ZM185 88H187V89H185ZM198 88V87H197ZM202 88L200 89L199 88V91H201L202 90ZM10 91H9V90ZM31 89V90H30ZM53 89V90H52ZM56 89H58V90H56ZM62 89V90H61ZM65 89V90H64ZM74 90V91H77L76 93H74L73 94V92L74 91H72V90ZM86 89V90H85ZM94 89V90H93ZM113 89V90H112ZM167 89H168V91L170 92V91H172V93L170 94L168 91H167ZM182 89V90H181ZM220 89H222L221 88V85H220ZM19 90V91H18ZM22 90V92H20ZM25 92H24V91ZM34 90H36V91H34ZM67 90V91H66ZM68 90H71L70 92L68 91ZM79 90V91H78ZM84 91V92H81V91ZM98 90V91H97ZM121 90H125L124 92L122 91L121 92ZM174 90V91H173ZM179 90H181V92L183 91V93L182 94H184V92L187 94V95H189V94H191L192 96L189 98V96H188V98H185V97H187L186 96V94H185V97H184V95H182L181 94V92L179 91ZM193 90V91H192ZM205 90V89H204ZM211 90V89H210ZM209 90V91H210ZM216 90H215V92L213 91V90H211L212 91V93L213 94H215V93H217L216 92ZM260 90H262V88H260ZM14 91V92H13ZM27 91H30V93H28ZM38 91V92H37ZM43 91V92H42ZM51 92V94L50 95H52L51 97H50V95H49V93L48 92ZM64 91V92H63ZM66 91V92H65ZM88 91H89V93H88ZM109 92V96H108V92ZM112 91V92H111ZM120 91V92H119ZM154 91V90H153ZM169 93V94H167V92ZM188 93H187V92ZM198 91V92H199ZM210 91V92H211ZM259 91V90H258ZM5 92V93H4ZM18 92V93H17ZM37 92V93H36ZM54 92V93H53ZM57 92V93H56ZM60 92V93H59ZM68 92V93H67ZM83 94H81V93ZM91 92H93V93H91ZM100 92H102V93H100ZM161 92V93H162ZM173 92H174V94H173ZM193 92H195V93H193ZM208 91H206V93H207ZM210 92H209V94H210ZM219 92V91H218ZM221 92V93H220ZM220 94L222 95V90H220ZM260 92V91H259ZM259 92H257V93H259ZM263 92V90L261 91V93ZM14 93V94H13ZM23 93V94H22ZM25 93H26V95H25ZM47 94V96H49L48 97V99H47V96H46V94ZM60 95H59V94ZM78 93V94H77ZM86 93H88V94H86ZM96 93V94H95ZM98 93V94H97ZM119 93V94H118ZM138 93V92H137ZM156 93H154V95L156 94ZM176 93V94H175ZM181 95H180V94ZM206 93L204 94V95H202L203 93H201V95H200V92L198 93V95H200V96H202V97H200L199 98V100H202V99H206V97H207V95H206ZM261 93H259V94H257V95H260ZM5 94V95H4ZM31 94H32V96H31ZM34 94V95H33ZM53 94L55 95V96H53ZM76 94V95H75ZM86 94V95H85ZM107 94V95H106ZM112 94V95H111ZM125 96H124V95ZM166 94H167V96H166ZM179 94V95H178ZM208 94V93H207ZM220 94H218L217 93V95H219L220 96ZM19 95V96H18ZM23 95V96H22ZM42 95H44V96H42ZM78 95V97H76ZM89 95V96H88ZM92 95H93V97H92ZM102 95V96H101ZM129 95V96H128ZM174 97H172V96ZM198 95L197 96H195V97H193L194 99L196 98V97H198ZM211 95V94H210ZM210 95H208V97L207 98H209V96ZM224 95V94H223ZM222 95V96H223ZM261 95H264V92H263V94H261ZM260 95V96H261ZM10 96V98H8ZM60 98H59V97ZM72 96H73V98H72ZM99 96H101V97H99ZM106 96V97H105ZM111 96V97H110ZM214 96V95H213ZM218 96V97H219ZM20 97V98H19ZM38 97V98H37ZM63 97V98H62ZM91 97V98H90ZM108 100V101H111V105H113V107L114 108H112V106H110L109 105V103L108 104H105L106 102H108V101H106V99ZM107 97H109V99L107 98ZM117 97V98H116ZM153 97H155V96H153ZM165 97V98H164ZM217 96H215V99L216 100H219L220 99V97H219V99H217L216 98ZM37 98V99H36ZM43 98V99H42ZM51 98V99H50ZM54 98V99H53ZM69 98V99H68ZM75 98V99H74ZM100 98V99H99ZM156 98H157V96H156ZM167 98V99H166ZM173 98V99H172ZM176 98H177V100H176ZM184 99L183 101H181V99ZM257 98V97H256ZM12 99V100H11ZM28 99V100H27ZM30 99H31V101H30ZM40 99V100H39ZM51 100L52 101V103H51V101H47V100ZM54 101H53V100ZM55 99H57V100H55ZM58 99H59V101H58ZM71 99H73V100H71ZM82 99H84L85 101H82ZM87 99H88V101H90V99H91V101H90V103L87 101ZM105 100V102H104V100ZM114 99H115V101H114ZM152 99V98H151ZM260 99H262V100H264L263 99V96H261V98ZM65 102H64V101ZM103 100V101H102ZM157 100V99H156ZM163 100H165V101H163ZM170 101V106H165V104L166 103H168L169 101ZM179 100V101H178ZM188 100V101H189ZM198 100V99H197ZM207 100V99H206ZM27 101V102H26ZM33 101V102H32ZM41 101V102H40ZM43 101V102H42ZM72 101H73V103H72ZM76 101V102H75ZM82 101V102H81ZM173 103H172V102ZM176 101H178V102H176ZM40 102V103H39ZM50 102V103H49ZM85 102V103H84ZM93 102V103H92ZM96 102V103H95ZM101 102V103H100ZM175 102V103H174ZM9 103H10V105H9ZM37 103L39 104V105H37ZM66 103V104H65ZM95 103V104H94ZM117 103H116V105H117ZM132 104V102H128V108H126V106L124 107V108H126V109H130V107H131V104ZM188 103V102H187ZM21 104V105H20ZM49 104V105H48ZM60 104V105H59ZM73 104V105H72ZM79 104H81V105H79ZM94 104V105H93ZM130 104V105H129ZM169 104V103H168ZM167 104V105H168ZM198 104V106H196ZM45 105H47V106H45ZM55 105V106H54ZM84 105V106H83ZM89 105H90V107H89ZM106 105V106H105ZM109 105V106H108ZM119 105V104H118ZM118 105L116 106V107H118ZM127 105V104H126ZM149 105V104H148ZM179 105V104H178ZM189 105L190 104H188V107H189ZM39 106H41V108L39 107ZM64 106V107H63ZM87 106H88V108H87ZM92 106V107H91ZM98 106V107H97ZM122 106V105H121ZM120 106V107H121ZM124 106V105H123ZM150 106V108H152L154 105H152L151 106V104L149 105ZM148 106V107H149ZM49 107V108H48ZM75 107V108H74ZM80 107V108H79ZM95 107V108H94ZM105 107V108H104ZM112 109H110V108ZM17 108V109H18ZM31 108V109H30ZM34 108H36V110H34ZM42 108H44V109H42ZM57 108V109H56ZM71 110H70V109ZM102 108H103V110H102ZM123 108V107H122ZM199 108V107H198ZM66 109V110H65ZM92 109V110H91ZM107 109V110H106ZM166 109V110H165ZM169 109H172L171 111H169ZM34 110V111H33ZM60 110V111H59ZM105 110V111H104ZM119 110H120V108H119ZM30 111V112H29ZM44 111V112H43ZM95 111V112H94ZM102 111V112H101ZM104 111V112H103ZM109 111V112H108ZM158 111H157V113H158ZM169 113H168V112ZM24 112V113H23ZM73 112V113H72ZM173 112H174V114H173ZM192 114H191V113ZM56 113V114H55ZM62 113V114H61ZM99 113V114H98ZM189 113V114H188ZM194 113V114H193ZM202 113V114H201ZM209 113H210V115H209ZM81 114V115H80ZM117 114V115H116ZM119 114H120V116H119ZM128 114V113H127ZM167 114V115H166ZM184 114V115H183ZM186 114V115H185ZM188 114V115H187ZM83 115V116H82ZM93 115V116H92ZM112 115V116H111ZM157 115V116H156ZM168 115H170V116H168ZM192 115V116H191ZM196 116V118H195V116ZM208 115V116H207ZM217 115V117H215ZM56 116V117H55ZM58 116V117H57ZM103 116V117H102ZM110 116V117H109ZM148 117V119H154V120H156V118H157V120L158 121H154V120H152L151 122L147 119V117ZM154 116V117H153ZM159 116L161 117V118H163V120H165V119H167V121H169L168 123H167V121H162L161 120V118H159ZM162 116H166V117H162ZM186 116V117H185ZM189 116V117H188ZM212 116V117H211ZM220 117V119H219V117ZM115 117V118H114ZM121 117V118H120ZM130 117H132V118H130ZM137 117H139L138 119H140V120H135ZM168 117V118H167ZM171 117H173V118H171ZM182 117H183V119H182ZM191 117H192V121L193 122H190V119H191ZM214 117H215V120H214ZM57 118V119H56ZM62 118V119H61ZM79 118V119H78ZM112 118V119H111ZM117 118V119H116ZM122 118H123V120H122ZM134 118V119H133ZM145 118H146V120H145ZM159 118V119H158ZM170 118V119H169ZM178 120H177V119ZM186 118L188 119V120H186ZM194 118V119H193ZM224 120H223V119ZM84 119H86L85 121H84ZM121 119V120H120ZM134 121H133V120ZM143 119V120H142ZM169 119V120H168ZM172 119V120H171ZM181 119H182V121H181ZM204 119V120H203ZM213 119L214 121H211V120ZM219 121H218V120ZM77 120V121H76ZM80 120V121H79ZM89 120V121H88ZM118 120V121H117ZM129 120H131V121H129ZM186 120V121H185ZM57 123H56V122ZM140 121H141V123H140ZM149 121V122H148ZM190 123H189V122ZM197 121L199 122V123H197ZM224 121V122H223ZM62 122V123H61ZM88 122V123H87ZM120 122V123H119ZM125 122V123H124ZM147 124H145V123ZM172 122V125L170 124ZM182 122H184L185 123V125H184V123H182ZM188 122V123H187ZM205 122V124L203 125V123ZM212 122V123H211ZM218 122V123H217ZM56 123V124H55ZM116 123V124H115ZM119 123V124H118ZM123 123V124H122ZM137 123V124H136ZM153 123H155V125L153 124ZM164 123H166L167 124V126H165V127H163L165 124ZM175 123H176V125H175ZM187 123V124H186ZM202 123V124H201ZM214 123V124H213ZM60 124V125H59ZM112 124H113V126H112ZM126 124V125H125ZM142 124V125H141ZM150 124L151 125H153V126H150ZM161 124H162V127H161ZM174 124V125H173ZM179 124V125H178ZM188 124H189V126H190V128L191 127H193L194 129H193V133L194 134H196V136L197 137H195V135L192 133V135L193 136H190L191 134V132H192V130H188L189 129V126H188ZM193 124H195L194 126H193ZM197 124V125H196ZM210 124H211V126H210ZM220 124V125H219ZM229 124V123H228ZM101 125H103L102 127H100ZM110 125V126H109ZM115 125L117 126V127H115ZM121 125V126H120ZM130 125V126H129ZM132 125L133 126H135V127H133L132 128ZM157 125V126H156ZM184 125V126H183ZM201 125V126H200ZM214 125L217 127V128H215L214 127ZM218 125H219V127H218ZM118 126H120L121 128H119ZM123 126H124V128H123ZM140 126V127H139ZM145 126V127H144ZM150 126V127H149ZM175 126V127H174ZM176 126H178L180 129L182 128L181 126H183V128L181 129V131H180V129L178 128V127H176ZM188 127V128H186L185 129V127ZM196 126H198L197 128H196ZM206 127V129H205V127ZM72 127H74V128H72ZM144 129H143V128ZM149 127V128H148ZM151 127H153V128H151ZM155 127H156V129H155ZM159 127V128H158ZM161 127V128H160ZM167 127V128H166ZM170 127H172V128H170ZM209 127V129H207ZM213 127H214V129H213ZM228 127V128H227ZM65 128H66V130H65ZM78 128V129H77ZM104 128V129H103ZM123 128V129H122ZM132 128V129H131ZM138 128V129H137ZM141 128V129H140ZM145 128H146V130H145ZM150 128H151V130L153 131V129L155 130V132H151L152 134H150ZM164 128V129H163ZM173 128H175V130L173 129ZM199 128V129H198ZM218 128H221V130L220 129H218ZM222 128H224V129H222ZM262 128V127H261ZM71 129V130H70ZM114 129V130H113ZM118 129V130H117ZM121 129V130H120ZM161 129L163 130V132L161 131ZM169 131H168V130ZM173 129V130H172ZM192 129V128H191ZM209 130L208 132H209V135H208V133H207V137H206V141H207V143H206V145H207V147H206V145H205V134L204 133H202L203 131H205V130ZM213 129V130H212ZM87 132H86V131ZM99 130V131H98ZM120 130V131H119ZM126 130V131H125ZM134 130V131H133ZM136 130L138 131V132H136ZM148 131V133L150 134H148V133H146V134H148V135H145L144 134V131ZM178 130V131H177ZM185 130H187V133H186V131ZM200 132H199V131ZM211 130V131H210ZM216 130H218V132L216 131ZM65 131V132H64ZM67 131V132H66ZM72 131V132H71ZM108 131V132H107ZM115 131H117V132H115ZM129 131V132H128ZM141 131V132H140ZM189 131V132H188ZM227 131V132H226ZM261 131H262V133L264 132V126H263V128L261 129ZM81 132V133H80ZM109 132H111V133H109ZM119 132V133H118ZM161 132H162V134H161ZM206 132V131H205ZM216 132V133H215ZM223 132V133H222ZM62 133V134H61ZM92 133V134H91ZM114 133V134H113ZM117 133V134H116ZM135 135H134V134ZM141 133H143L142 134V136H141ZM177 133H179L178 135H177ZM183 133V134H182ZM211 133V134H210ZM214 133V134H213ZM73 134H75V135H73ZM81 134V135H80ZM89 134V135H88ZM158 134V133H157ZM170 134H171V136H170ZM173 134V135H172ZM174 134H176V135H174ZM187 134L189 135L188 137H186L187 136ZM218 134H220V135H218ZM70 135L72 136L73 135V137L71 138L70 137ZM85 135V136H84ZM211 135V136H210ZM212 135H213V138H212V140H210L211 139V137H212ZM218 135V136H217ZM221 135H223V136H221ZM77 136H75V139L77 138L78 139V137ZM128 136V137H129ZM135 136V137H136ZM141 136V137H140ZM210 136V138L208 139V137ZM217 136V137H216ZM226 136H227V138H226ZM68 137H69V139H68ZM90 137V138H89ZM93 137V138H92ZM115 137H117V138H115ZM135 137H133V138H135ZM140 137V138H139ZM179 137V138H178ZM183 139L184 137V140H182L181 138ZM192 137V139H190V138ZM193 137H194V139H195V141H194V139H193ZM223 137H225V141L226 142H223L222 143V141L224 140V139H222L221 141H219L218 142V138H219V140H220V138H223ZM60 138V137H59ZM93 140H92V139ZM110 138V139H109ZM187 138H189V139H187ZM215 138V139H214ZM71 139V140H70ZM74 139V142L77 140H75ZM90 139V140H89ZM97 139V140H96ZM104 139H105V141H104ZM188 140L189 141V144H188V142L186 141V140ZM197 139L199 140V139H201V140H199V144H197L198 143V141H197ZM101 140H102V143H101ZM107 140H109V144H110V141L111 142H113V145H110V147H109V149L111 148V150H109L108 152H109V154L107 153V151H106V141ZM152 140V141H153ZM190 140H193L192 142L195 144V145H193V147L195 146V148H193V147H191L192 146V144H191V146H189L190 145ZM217 140V142H215ZM58 141H60V139L59 140H57V142ZM92 141V142H91ZM96 141V142H95ZM197 141V142H196ZM201 141V142H200ZM63 139H62V141L60 142L61 143V145L63 144ZM95 142V143H94ZM126 142V141H125ZM149 142V143H148ZM210 142H212L211 144H210ZM215 142V143H214ZM76 143V142H75ZM90 143H93V144H90ZM188 144V146L187 145H185V144ZM200 143L202 144V145H200ZM220 143V144H219ZM222 143V144H221ZM74 144V143H70V145H69V147H67L68 149L69 148H73V146L72 145ZM95 144V145H94ZM99 144V145H98ZM112 144V143H111ZM167 144H169V143H167ZM210 144V145H209ZM216 144L219 146V147H216ZM224 144H225V146H224ZM65 145V144H64ZM185 145V147L183 148V146ZM223 145V146H222ZM67 146H68V143H67ZM76 146H77V144H75V150H76ZM85 146V147H86ZM167 146V145H166ZM196 146H197V148H198V150H197V148H196ZM201 147V149H200V147ZM209 146H210V148L211 149H213L212 151H214L215 153H209V154H207L208 153V151H210L211 149H208L209 148ZM214 148H213V147ZM91 147V148H90ZM105 147V148H104ZM202 147H204V149H205V147H206V149L205 150H203V148ZM226 152V150H227V152H226V154L228 155V158L226 157V154H224V151L222 152L221 150L219 151V149H221V148ZM87 148V147H86ZM94 148V149H93ZM115 150H114V149ZM153 148V149H152ZM156 148V147H155ZM167 147H165V149H166ZM187 148H189V151H188V149ZM225 148H226V150H225ZM102 149V150H101ZM124 149H125V152H124ZM192 149V150H191ZM208 149V150H207ZM87 150V149H86ZM168 149H166L165 151H166V154H168V151H167ZM195 150H196V152H198V153H196L195 152ZM202 150V151H201ZM207 150V151H206ZM115 151H118V152H116V153H114ZM126 151H127V153H126ZM188 151V153H190V154H186V152ZM211 151V152H212ZM69 152H70V150H69ZM72 152V151H71ZM87 153L89 152V151H86ZM89 152V153H90ZM103 152V153H102ZM120 152V155H118V153ZM129 152H131V153H129ZM185 152V153H184ZM201 152H202V154L205 152V154H203V155H207V156H204V158H206L207 159V157H208V161L205 159V162H204V158H203V156L201 157ZM207 152V153H206ZM88 153V154H89ZM96 153V154H95ZM100 154V155H98V154ZM112 153V154H111ZM129 153V154H128ZM157 153H160L159 151H157ZM163 153H165V152H163ZM219 153H221V154H219ZM223 153V154H222ZM91 154V153H90ZM106 154H108V160L109 161H111V162H114L115 164H113V163H111V168H109L107 165H109L110 163H106L105 164V162L103 161V160H105V157L107 156ZM110 154H111V156L112 157H110ZM117 154V156H119V157H113V155H116ZM124 154V155H123ZM128 154V155H127ZM214 154V155H213ZM219 154V155H218ZM87 155V154H86ZM97 155H98V157H97ZM127 155V156H126ZM195 155H196V157H195ZM198 155V156H197ZM199 155H200V157H199ZM221 155L222 156H224V157H226V158H222L224 161H222V160H219L220 159V157H221ZM126 157V159H125V157ZM170 156V155H169ZM211 156H213V159H212V157ZM216 156L218 157V158H216ZM89 157V155L86 157V158H88ZM89 157V158H90ZM95 157V158H94ZM96 157H97V160H96ZM99 157H101L100 159H99ZM124 157V158H123ZM193 157V158H192ZM197 157H199V159L197 158ZM209 157H211V158H209ZM88 158V159H89ZM112 158H114V159H112ZM117 158V159H116ZM119 158V159H118ZM175 158H177V157H175ZM180 158V157H179ZM195 158V159H194ZM202 158H203V160H202ZM107 159H106V161H107ZM111 159V160H110ZM181 159H183V158H181ZM181 159L180 160H178V158H177V162H179V164L180 165H182L183 163H182V161H181ZM201 159V160H200ZM209 159H210V162H209ZM215 159V160H214ZM218 159V160H217ZM95 160H96V163H93L92 164V161L93 162H95ZM117 160V161H116ZM192 160H193V162H192ZM198 160V161H197ZM213 160V161H212ZM90 161H91V164H90ZM108 161V162H109ZM202 161L205 163V164H207L206 166L208 167V165H209V167L207 168L206 166H205V164H203L202 163ZM216 161V162H215ZM220 161V162H219ZM221 161H222V163H221ZM226 161V163H224ZM119 162V161H118ZM176 162V163H177ZM200 162V163H199ZM207 162H209L210 164H208ZM219 162V163H218ZM197 163V164H196ZM203 164V165H201V167H202V169H201V167H199V164ZM212 163V164H211ZM215 163V165L216 166H218L220 163L222 164V166H223V168L225 169L224 171H223V168L221 169L220 168V166L221 165H219V168H218V170H217V167H216V170H217V172L219 171V169H221V171H219L218 173L219 174H221V178H220V176H219V174L217 173V172H215L214 171V169H215V165H213ZM218 165H217V164ZM104 164V165H103ZM113 164V165H112ZM178 163H177V165H179ZM224 164H226V165H224ZM103 165V166H102ZM105 165L109 168L108 170H107V174H109V175H107L106 173H105V175H101V173H103V172H106V171H104L105 170ZM212 165H213V167H212ZM229 165V164H228ZM97 168H96V167ZM98 166H100V168L98 167ZM102 166V167H101ZM197 166H198V168H197ZM252 166H254V165H252ZM252 166H249V168L250 167H252ZM112 167H114V168H112ZM227 169H226V168ZM24 168H26V169H28L29 168V165L27 164V163H25L24 164ZM102 168H103V170H102ZM119 168V167H118ZM117 168V169H118ZM179 168H182V166H179ZM178 168V170H181L182 171V169H179ZM193 168H195L194 170H193ZM197 168V169H196ZM211 168V169H210ZM95 169V170H94ZM116 169V170H117ZM213 169V170H212ZM252 169V170H251ZM257 169V168H256ZM256 169H255V167H254V169L253 168H250V170H251V172H253V171H256ZM102 170V171H101ZM192 170H193V172H192ZM198 170V171H197ZM203 170V171H202ZM211 170V171H210ZM258 170V169H257ZM96 171H97V173H98V175H97V173H96ZM100 171V172H99ZM180 171V172H181ZM195 171H197V173H198V175H197V173L195 172ZM207 171V172H206ZM211 172V174H212V176H211V174H209L210 172ZM215 173H214V172ZM228 171H229V169H228ZM72 172V171H71ZM194 172L196 173L195 175H193L192 176V174H194ZM201 172V173H200ZM204 172V173H203ZM224 172V173H223ZM257 172V171H256ZM179 173V172H178ZM208 173V174H207ZM228 174V175H225L224 177H223V175L224 174ZM249 173V172H248ZM72 174H73V172H72ZM96 174V175H95ZM114 174H116V173H114ZM182 173L181 174H179V175H183ZM191 174V175H190ZM200 174V175H199ZM218 175L217 177L216 176H214V175ZM91 175H92V173H91ZM91 175H89V177H92ZM197 175V176H196ZM202 175V176H201ZM210 175V176H209ZM264 175V174H263ZM99 176V177H98ZM178 175H176L174 178V180H176V178H181L180 176H178ZM190 176V177H189ZM196 176V177H195ZM204 176H206V177H204ZM214 176V177H213ZM96 177H98V179H97V181H96ZM109 177H111V175L109 176ZM113 177V176H112ZM192 177V178H191ZM198 177V178H197ZM199 177H201L200 179H199ZM202 177L203 178H206V179H203L204 181H202L201 179H202ZM227 177V179H224V178H226ZM100 178V179H99ZM193 179V180H191V179ZM195 178V179H194ZM217 178V179H216ZM222 178H223V180H222ZM108 178H106V180H107ZM215 179L216 180H218V181H216L215 182ZM222 181H221V180ZM69 180H71V182L73 183V179H72V177H71V179H69ZM104 180V182L102 183V181ZM178 180V179H177ZM176 180V181H177ZM225 180V181H224ZM98 181H100V183H98ZM206 181H208V182H211L212 181V183H216V186H214L213 184H209L208 182L207 183H205ZM32 182V184H35V180H32L31 181ZM204 182V183H203ZM227 182V183H226ZM264 182V181H263ZM68 183H69V181H68ZM96 183H97V185H96ZM108 183V182H107ZM106 183V184H107ZM194 183H196V185L194 184ZM199 183V184H198ZM200 183H202L203 184V186H202V184L200 185ZM214 183V184H215ZM222 183H226V187L228 188V190H227V188L225 187V184L223 185V187H222V189L221 190H223L224 192H225V189L224 188H226V191H228V192H225V194L226 193H228V195L226 196L224 193H223V191H219V192H222L221 194L219 193V192H217L218 190H220V189H218L217 187H220V185L222 184ZM75 184H76V182H75ZM74 184V185H75ZM90 184V185H89ZM104 184V187H101L100 188V185L102 186ZM205 184H208V187H207V185H205ZM217 184H219V186H217ZM70 185V184H69ZM92 185V186H91ZM95 185H96V187H95ZM108 185V184H107ZM178 185V184H177ZM192 185H194V186H196V187H193ZM210 185H212V186H210ZM71 186H73V184L71 185ZM99 186V187H98ZM179 186V185H178ZM206 186V187H205ZM255 186H257L258 187V189H260L261 188V185H258V184H256ZM259 186H260V188H259ZM89 187V188H88ZM92 187V188H91ZM95 187V188H94ZM108 187H110V185H108L107 186V189H109L108 190V193H112V191L110 190L111 189V187L110 188H108ZM113 187V186H112ZM188 187H190V188H188ZM203 187H205V189L203 190ZM211 187V188H210ZM213 187H216V189L217 190H215V189H213ZM254 187V184H253V186L251 185V189ZM257 187L255 188V190L257 189ZM200 188H202V190L201 191H203L204 192V194L200 191V189L198 190V189ZM206 188H207V190H206ZM73 187L71 188V190L70 191H72L71 193H72V195H74V193H73ZM90 191H89V190ZM101 189V190H100ZM113 189V188H112ZM215 190V192H217V193H215V192H211L210 190ZM254 189V188H253ZM252 189V190H253ZM91 190H93V191H91ZM96 190L98 191V192H96ZM184 190V191H183ZM261 190V189H260ZM105 191V192H104ZM111 191V192H110ZM200 192V194H197L196 195V193L197 192ZM94 192V193H93ZM189 192H190V194H189ZM205 192H207V194L205 193ZM70 193V194H71ZM99 193H101V194H99ZM183 193V194H184ZM201 193H202V197H201ZM210 193V194H209ZM176 194V193H175ZM182 194V195H183ZM192 194V195H191ZM224 194V195H223ZM261 194V193H260ZM259 194V195H260ZM185 194L183 195V196H185V197H187ZM196 195V196H195ZM222 195H223V197H222ZM175 196H178V194H176ZM178 196V197H179ZM192 196V197H191ZM199 196L201 197V200H203V201H201L200 199H199ZM218 196V197H217ZM93 197V198H92ZM181 197V198H180ZM179 198L181 199L180 200V204H182V206H183V204H186V202H187V200H186V198L184 197V200L182 199L183 197L182 196H180ZM207 197H208V199H207ZM211 197V198H210ZM221 197V198H220ZM96 198V199H95ZM198 198V199H197ZM226 198V199H225ZM93 199H95V200H93ZM150 199H152V197L150 198ZM196 199V200H195ZM93 200V201H92ZM191 200V201H190ZM199 200V201H198ZM211 200V201H210ZM222 200H224L223 202H222V204H221V201ZM228 200V201H227ZM92 201V202H91ZM98 201V200H97ZM174 201V200H173ZM176 201V200H175ZM190 201V202H189ZM201 201V202H200ZM214 201V202H213ZM86 202V203H87ZM96 202V201H95ZM182 202H184V203H182ZM87 203V205H89ZM199 203H203V204H199ZM220 203V204H219ZM93 204V203H92ZM225 204V205H224ZM91 205V204H90ZM88 206L89 208H88V210L87 211H89V209H91L90 207L91 206ZM150 205L152 206V207H156V203L155 202H153L152 200H150ZM205 205H207V206H205ZM186 206H188V205H186ZM185 205L183 206V207H181L182 209L184 208V207H186ZM213 206V207H214ZM212 207V208H213ZM182 209L180 210V211H182ZM185 209V208H184ZM183 209V210H184ZM204 209V208H203ZM202 209V207H201V209L199 208L198 210H203ZM224 209V208H223ZM93 210V209H92ZM91 210V211H92ZM186 211L188 210V209H185ZM215 210H213L214 212H219V213H221V212H223L222 211V209H220L219 211L217 210V211H215ZM95 211L96 210H94L93 212H94V214H95ZM226 211V210H225ZM90 212V211H89ZM98 211H96V213H97ZM203 212V211H202ZM206 212H208L207 211V208H205V210H204V213H206ZM95 216V215H94ZM71 217H73V216H71ZM95 217H98V215L97 216H95ZM94 218V217H93ZM100 217H98V219L97 218H95L94 220L95 221H97V222H99L100 221V219H99ZM72 219V218H71ZM93 220V219H92ZM93 220V221H94ZM95 224H96V222H95ZM69 226H71V225H69ZM73 226V225H72ZM93 226H96V225H93ZM93 226H90L89 225V229H92L93 228ZM67 228H69V229H71V228H73V227H67ZM96 228V227H95ZM73 229H75V228H73ZM97 229V228H96ZM95 229V231H93L92 230V232H96V231H98V230H96ZM72 230V229H71ZM69 232H70V230H69ZM74 232H76V231H74ZM74 232L72 231V232H70V234H71V236H72V233H73V235H75L76 236V233L74 234ZM91 232V231H90ZM89 232V233H90ZM99 232V231H98ZM98 232H96L95 233V235H94V233L92 234L91 233V235L93 236V237H98L99 236V233ZM77 233H79V235H81V233H80V231H78ZM97 234V235H96ZM78 235V234H77ZM78 235V240H77V242L76 243H78L79 242V240L81 239L80 237L81 236H79ZM97 237H96V239H97ZM74 242V241H73ZM80 243H81V240H80ZM82 244V243H81ZM88 244H90V243H88ZM74 245V244H73ZM78 248V247H77ZM95 248V247H94ZM81 249V248H80ZM77 250H79V248L77 249ZM95 250V249H94ZM262 250H264V248H262ZM75 251V250H74ZM79 253V251H76L75 252V254L76 253ZM81 252V251H80ZM78 255V254H77ZM77 255L75 256L76 258H77ZM237 263H239V264H242V263H244V261H240L239 260V262L237 261Z\"/></svg>",
	"mask_w": 264,
	"mask_h": 264
},
{
	"label": "snow or ice",
	"instance_id": "6c2138e0",
	"mask_svg": "<svg viewBox=\"0 0 264 264\" xmlns=\"http://www.w3.org/2000/svg\"><path fill=\"white\" fill-rule=\"evenodd\" d=\"M64 7L61 4H53L48 0H0V29H2L3 48L5 51L6 67L11 70L13 63L18 54L23 52L26 41L20 39L21 35L24 37L31 36L32 34H42L50 22H55L57 9ZM160 10L161 16L165 10L170 9L173 5L163 3L157 6ZM185 7H188L185 5ZM198 10L203 12L206 5L197 3L192 5ZM207 7L215 8L213 4ZM260 8L264 10V0H261ZM155 35V34H154ZM15 39V43L12 41ZM11 48V56L8 55ZM247 127V125H244ZM259 153L262 161V169H264V134L259 138ZM169 151L172 149V144L167 145ZM158 151L163 153L165 151V143L163 140L159 142ZM164 161L163 155H158L157 150L145 151L143 148L139 150V164L145 167H151L154 164ZM70 165L80 163L76 158L69 161ZM170 170L173 174L176 173V160L174 156L169 157ZM130 167H135L133 161H129ZM184 170L187 172L188 159L187 156L183 160ZM174 178V177H172ZM171 179V178H169ZM187 179V177H186ZM161 182L164 178L161 177ZM261 194L264 198V182L261 184ZM264 206V205H262ZM262 248H264V240H262Z\"/></svg>",
	"mask_w": 264,
	"mask_h": 264
},
{
	"label": "built area",
	"instance_id": "2783aa9c",
	"mask_svg": "<svg viewBox=\"0 0 264 264\" xmlns=\"http://www.w3.org/2000/svg\"><path fill=\"white\" fill-rule=\"evenodd\" d=\"M226 256L225 250L215 249L214 246L207 247L205 250V264H222L223 258Z\"/></svg>",
	"mask_w": 264,
	"mask_h": 264
}]
</instances>
